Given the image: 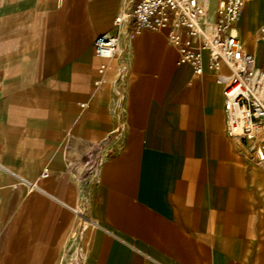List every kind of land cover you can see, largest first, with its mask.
Instances as JSON below:
<instances>
[{
	"label": "crops",
	"instance_id": "1",
	"mask_svg": "<svg viewBox=\"0 0 264 264\" xmlns=\"http://www.w3.org/2000/svg\"><path fill=\"white\" fill-rule=\"evenodd\" d=\"M121 3L0 0V264L76 247L80 264H264V168L224 133L207 51L196 77L166 30L143 29L98 73L93 42ZM235 26L264 69V0ZM107 150L83 206L75 176Z\"/></svg>",
	"mask_w": 264,
	"mask_h": 264
},
{
	"label": "built area",
	"instance_id": "2",
	"mask_svg": "<svg viewBox=\"0 0 264 264\" xmlns=\"http://www.w3.org/2000/svg\"><path fill=\"white\" fill-rule=\"evenodd\" d=\"M122 0L113 20L115 32L102 33L93 42L94 55L103 60L97 67L101 75L106 60L122 52L120 36L128 37L143 29L166 30L168 42L179 50V62L191 65L194 76L204 72L202 51H207V66L222 88L224 133L238 146H249L253 163L264 168V69L248 53L235 26L246 0ZM212 9L213 19L209 17ZM133 19L131 31L124 28ZM264 38V27L259 30ZM225 67L226 71H221ZM95 80L94 84H99ZM113 100L121 104L120 89L114 85ZM98 168V167H97ZM47 175V170L41 172ZM78 203L89 199V184L75 176Z\"/></svg>",
	"mask_w": 264,
	"mask_h": 264
},
{
	"label": "rangeland",
	"instance_id": "3",
	"mask_svg": "<svg viewBox=\"0 0 264 264\" xmlns=\"http://www.w3.org/2000/svg\"><path fill=\"white\" fill-rule=\"evenodd\" d=\"M110 151L107 150L106 152L99 153L95 156L92 155L90 157H87V159L83 162V168L81 169L79 174L76 175L83 177L85 181L88 182L90 193L92 191L96 179L97 167L99 166L103 158H105L110 153ZM87 204H89V199L87 200ZM78 211H79L78 218L85 217L86 218L85 220L91 221L89 220L88 212L87 215H85L83 207L79 206ZM80 262H81V258L79 256V248L76 247L74 249V252H71L69 255H67V257H65V260L63 261L62 264H80Z\"/></svg>",
	"mask_w": 264,
	"mask_h": 264
},
{
	"label": "bare ground",
	"instance_id": "4",
	"mask_svg": "<svg viewBox=\"0 0 264 264\" xmlns=\"http://www.w3.org/2000/svg\"><path fill=\"white\" fill-rule=\"evenodd\" d=\"M85 203H86V202L82 203L83 206L85 205ZM90 226H91V225H90ZM71 235L76 236V232H75V231H72V234H71Z\"/></svg>",
	"mask_w": 264,
	"mask_h": 264
}]
</instances>
